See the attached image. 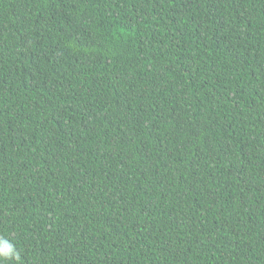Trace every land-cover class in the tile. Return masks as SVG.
<instances>
[{
    "label": "trees",
    "instance_id": "1",
    "mask_svg": "<svg viewBox=\"0 0 264 264\" xmlns=\"http://www.w3.org/2000/svg\"><path fill=\"white\" fill-rule=\"evenodd\" d=\"M5 264H264V0H0Z\"/></svg>",
    "mask_w": 264,
    "mask_h": 264
},
{
    "label": "clouds",
    "instance_id": "2",
    "mask_svg": "<svg viewBox=\"0 0 264 264\" xmlns=\"http://www.w3.org/2000/svg\"><path fill=\"white\" fill-rule=\"evenodd\" d=\"M12 258L19 261V253L15 250L13 245L7 243L6 241H0V264H5V261Z\"/></svg>",
    "mask_w": 264,
    "mask_h": 264
}]
</instances>
